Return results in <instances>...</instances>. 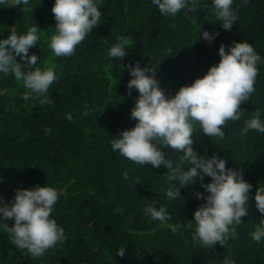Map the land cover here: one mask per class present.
<instances>
[{"label":"trees","instance_id":"trees-1","mask_svg":"<svg viewBox=\"0 0 264 264\" xmlns=\"http://www.w3.org/2000/svg\"><path fill=\"white\" fill-rule=\"evenodd\" d=\"M53 4L31 0L22 8L11 6V0L0 2V38L12 30L26 33L36 24L40 40L30 53L39 57L37 66L54 67L58 76L49 89L51 103L41 104L23 99L22 85L11 74H0V88L7 89L0 95V197L7 202L15 189L44 184L58 189L61 196L53 217L64 228L66 240L34 258L0 228V264H223L225 259L264 264V241L251 238L261 219L252 197L255 186L264 182V133L250 130L240 135L256 110L264 118V64L258 65L256 91L240 105L241 120L227 122L223 139L209 138L194 126L193 148L200 155L224 157L226 167L240 170L253 185L248 215L224 245L205 249L191 240L188 221L203 202L193 195L204 192L199 183L181 188L180 200L168 201L166 169L136 165L110 147L113 136L135 124L130 110L139 94L128 93V64L157 67L156 78L168 96L216 64L221 44L227 51L233 41H248L264 57V0H234L238 19L230 31L215 20L211 0H194L198 11L182 10L174 27L172 18L162 16L151 0H104L101 23L69 57H56L48 47L55 28ZM205 30L219 35L208 43L200 38ZM119 36L127 41V55L111 59L108 48ZM169 48L173 55L165 57ZM85 104L94 109L89 116L82 115ZM45 127L51 132L46 134ZM162 150L169 159L181 154ZM125 172L143 183L131 185ZM209 181L205 176L204 182ZM151 202L167 207V224L144 215V206ZM6 223L11 226V221ZM124 245L122 258L116 252Z\"/></svg>","mask_w":264,"mask_h":264},{"label":"clouds","instance_id":"clouds-1","mask_svg":"<svg viewBox=\"0 0 264 264\" xmlns=\"http://www.w3.org/2000/svg\"><path fill=\"white\" fill-rule=\"evenodd\" d=\"M30 3L31 0H11V6L20 5L22 8L30 6ZM103 3L104 0H54L51 12L55 28L48 41L54 56L69 57L75 53L77 45L101 23L103 13L100 6ZM151 3L162 16L172 18L173 27L175 17L182 10L185 14L198 11L194 0H151ZM242 3L247 4L248 0H242ZM233 5L234 0H211V12L225 31H230L238 19ZM40 31L34 24L26 33L12 30L7 37L0 38V74H11L22 85L25 89L23 99L50 104L49 89L58 80L55 68L37 66L39 57L30 53V49L38 45ZM218 35V31L210 33L205 30L200 38L211 43ZM126 46L125 38L119 36L110 44L107 55L111 59H122L127 55ZM169 55H173L171 48L166 50L165 57ZM218 55L219 61L210 65L203 76L180 86L168 96L156 78L157 67H141L138 62L128 64L131 77L127 81L128 93L131 95L132 90H136L139 94L130 110L135 124L110 141L113 153H119L136 165L167 170L170 182L164 189V196L168 201L180 200L181 188L199 183L204 192L195 191L193 195L203 202L194 210L188 227L192 230V242L205 249L217 243L224 245L237 235L236 227L243 222L242 217L248 215L253 185L243 178L240 170L226 167L224 157L200 155L192 146L194 126L198 124L199 132L209 138L223 139V128L227 122L241 120L243 112L240 105L249 101L256 91L258 65L264 64V57L248 41H233L227 46V51L221 44ZM6 92L7 89L0 88V95ZM83 108V116L94 111L87 104ZM68 119H72L71 115ZM250 130L264 133V118L260 110L245 121L240 135L246 136ZM44 132L50 133L51 128L45 127ZM162 149L181 154L169 159ZM205 176L210 178L207 183L204 182ZM124 178L131 185L143 183L139 176L131 177L127 172ZM60 196L58 189L46 184L15 189L14 196L7 202L0 197V228L9 234L18 249L27 250L34 258L44 257L49 249L66 240L64 228L53 217ZM252 198L261 219L255 224L251 238L259 243L264 241V182L255 186ZM143 212L161 225L171 219L167 207L156 206L155 202L147 203ZM6 221H11V226ZM125 252L124 245L116 254L123 258ZM223 264L234 262L225 259Z\"/></svg>","mask_w":264,"mask_h":264}]
</instances>
